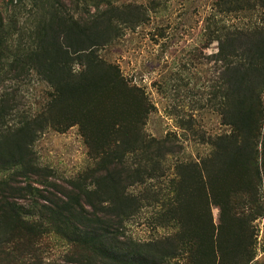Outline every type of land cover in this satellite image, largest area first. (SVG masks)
I'll return each mask as SVG.
<instances>
[{
	"label": "trees",
	"instance_id": "trees-1",
	"mask_svg": "<svg viewBox=\"0 0 264 264\" xmlns=\"http://www.w3.org/2000/svg\"><path fill=\"white\" fill-rule=\"evenodd\" d=\"M82 5L101 6L0 0V264L40 257L52 237L81 249L91 264H171L186 250L189 264H251L245 207L254 218L264 215V25H217L212 39L224 71L213 96L229 129L203 137L211 151L202 159L178 162L168 193L151 183L136 192L134 185L165 177V159L179 152L170 137L147 134V97L100 53L119 24L138 23L142 13L77 16ZM259 5L264 0H219L227 10ZM32 78L45 84L36 106L24 90ZM75 125L94 163L62 181L40 162L35 143L50 129ZM153 201L163 204L158 225L173 223L175 234L122 237L125 221ZM213 205L222 209L218 226Z\"/></svg>",
	"mask_w": 264,
	"mask_h": 264
},
{
	"label": "rangeland",
	"instance_id": "rangeland-1",
	"mask_svg": "<svg viewBox=\"0 0 264 264\" xmlns=\"http://www.w3.org/2000/svg\"><path fill=\"white\" fill-rule=\"evenodd\" d=\"M252 1V0H250ZM94 6H79L77 16H87L99 10L115 9L126 12L141 11L138 23L119 24V35L106 46L101 55L117 65L129 82L140 88L149 101V113L144 125L148 135L170 137L179 152L164 161L165 177L136 184L131 190L139 192L148 184L165 188L169 178L177 175L178 162L197 161L211 151L203 137L216 136L229 129L223 124L213 91L224 71L217 58L219 42L212 39L217 25L247 28L256 23L264 25V7L227 10L219 7V0H97ZM244 2V1H242ZM232 4V3H229ZM226 9V10H225ZM45 84L32 78L24 87L27 103L39 102ZM43 165L51 166L61 180L72 179L94 163L78 125L64 132L50 129L35 143ZM1 177V174H0ZM264 205V178L261 189ZM163 204L153 201L129 217L122 232L125 238L138 242L172 236L177 230L173 223L160 226L157 217ZM216 226L221 223L222 209L212 206ZM247 215L246 241L255 259L251 264H264V215L254 218L256 212L245 207ZM253 219V220H252ZM40 257H13L20 263L36 264H91L82 250L61 238H50L41 245ZM189 251L171 260V264H189ZM100 264V263H96ZM102 264V263H101Z\"/></svg>",
	"mask_w": 264,
	"mask_h": 264
}]
</instances>
